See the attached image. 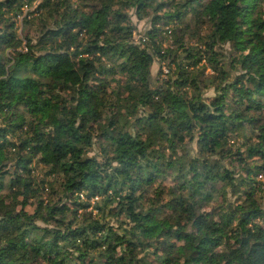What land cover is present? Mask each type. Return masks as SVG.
Instances as JSON below:
<instances>
[{
    "label": "trees",
    "instance_id": "trees-1",
    "mask_svg": "<svg viewBox=\"0 0 264 264\" xmlns=\"http://www.w3.org/2000/svg\"><path fill=\"white\" fill-rule=\"evenodd\" d=\"M37 1L33 42L15 25ZM84 1L0 0V264H264V0ZM131 12L153 15L149 45ZM160 22L176 48L156 46Z\"/></svg>",
    "mask_w": 264,
    "mask_h": 264
},
{
    "label": "rangeland",
    "instance_id": "rangeland-1",
    "mask_svg": "<svg viewBox=\"0 0 264 264\" xmlns=\"http://www.w3.org/2000/svg\"><path fill=\"white\" fill-rule=\"evenodd\" d=\"M84 2H85L84 0H72V3L75 7L81 6V4ZM37 3H38V1L35 2L32 7L25 8L23 13L21 15H19L18 18H16V25L15 26L17 28V34L20 38H23L24 40H25V35H29V37L33 38V40H32L33 42H35V40L37 38V29L35 28V26L28 25V24L22 22V18L25 16V14L29 11H33L35 9V6ZM152 16L153 15H150L144 19L138 20L132 12L130 13V19L134 25L133 41L135 43H139L141 45H145L148 43V45H149V39L147 36V32L149 31L150 27H152V21H151ZM189 21H190V16H189ZM206 25L207 24H201V25L198 24L196 26L198 28L197 33L195 32V26H193V27L187 26V29L189 30L190 33H186L183 36V40L185 42V47H187V46L202 47V45H201L202 43H200V38H201V36L203 37L207 32L208 28L206 27ZM178 26H179L178 24L177 25L176 24L162 25V22H160L159 25H157V27H159V29L162 30V32H160L161 33V34H159L160 36L153 38L156 42V46H159V47L164 48V49L167 47H171V48L175 47L176 48V45L175 44L173 45V30L176 29ZM217 47L224 54L222 59L224 60L225 71H228V70L231 71L229 78H233L235 75H237V73H236L237 69L234 68L233 70L232 69L230 70V64H232V62H231V60H232V56H231L232 46L230 44L226 43V44H220ZM23 49L24 50L26 49L25 45H24ZM177 53L179 55H181V57L182 56L184 57V55H185L183 53V51H181L180 49L177 51ZM166 63H169V62L166 61ZM166 63L165 62H159L157 60H155L153 62L152 67H151L152 87H156L159 84V82L160 83L162 82L159 79L166 80L167 78H169V76L167 74L168 68H167ZM199 65H201V64H199ZM174 66L175 65L173 63H171L170 67H172V69H174ZM160 70L162 71L161 72L162 74L160 76H158V72ZM211 72H212V70L209 67H207L204 71V75L211 73ZM175 77L176 76L173 74L170 77L171 81L174 80ZM215 92L216 91L214 90L213 86L203 89V94L205 97H212ZM234 141H235L234 144H231L233 147V151H235L236 149H240V151L243 152V156L245 157L246 150H245V146L242 147L243 140L240 138H235ZM187 148H188V151H189L191 156L196 155L197 148H196L195 142H192L191 144H189ZM97 153H98V149L96 146H94L93 150L91 152H89V155H96ZM234 158L235 157H232L231 159H234ZM229 160L230 159H223L224 165L227 167H231V169H233L235 172V176L243 175L242 174L243 173V163L240 161H232V163L230 164ZM248 163L251 164V161L249 160ZM35 171H36L35 175H37L38 180L41 178H45L46 169L39 167ZM254 179L256 181H258V183H262V185H263V192L261 193L260 200H261L262 205H264V173L254 177ZM163 180H164L163 182L165 183V185L168 186L171 184L169 179L165 178ZM48 183H53L54 189H49ZM45 186L48 189L43 191L44 197H47V195L53 194V195H55L54 199H57L58 187L56 184H54L53 178H47V184H45ZM50 191H51V194L49 193ZM151 197H154V195L150 196V198ZM230 197H231L230 198L231 201H233L235 198L234 196H230ZM30 201H32V199H30ZM19 209L20 208H18V210ZM33 210H34V205L29 204L24 208L23 212H25L27 214H31V213H33ZM89 210H91L90 207L87 209V211H89ZM93 213L95 214V212H93ZM38 223H40V222H38Z\"/></svg>",
    "mask_w": 264,
    "mask_h": 264
}]
</instances>
